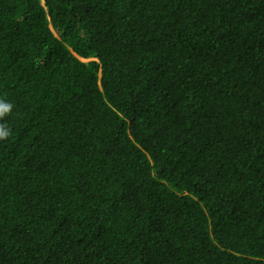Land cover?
Returning a JSON list of instances; mask_svg holds the SVG:
<instances>
[{
	"label": "trees",
	"instance_id": "trees-1",
	"mask_svg": "<svg viewBox=\"0 0 264 264\" xmlns=\"http://www.w3.org/2000/svg\"><path fill=\"white\" fill-rule=\"evenodd\" d=\"M0 264H264V0H0Z\"/></svg>",
	"mask_w": 264,
	"mask_h": 264
}]
</instances>
